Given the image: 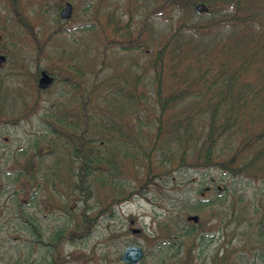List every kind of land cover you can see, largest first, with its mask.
I'll return each instance as SVG.
<instances>
[{
    "label": "trees",
    "instance_id": "1",
    "mask_svg": "<svg viewBox=\"0 0 264 264\" xmlns=\"http://www.w3.org/2000/svg\"><path fill=\"white\" fill-rule=\"evenodd\" d=\"M6 1L39 59L51 35L39 38L20 0ZM62 1L53 0L54 38L72 20L59 19ZM112 2L117 9L105 8L111 36L104 27L95 30V22H84L78 26L90 34L84 56L77 58L69 47L65 57L63 48L54 51L56 63L45 67L60 89L79 90L81 82L85 90L68 102L57 99L52 112L41 115V128L0 155V264H36L37 248L48 253L46 264H65V240L84 239L97 216L143 193L154 177L175 167L167 165L177 156L180 166L264 180V0H154L145 6L133 0L139 8L130 22L119 0ZM200 2L205 12L195 10ZM93 5L85 2L83 10ZM162 9L168 23L155 26L153 15ZM17 51L5 50L1 67L13 63L7 76L23 83L24 92L13 99L14 107L0 103V124H18L36 114L42 101L40 67L30 69ZM207 192L193 206L207 208V222L237 217L235 192L224 186ZM44 206L65 214V221L46 226ZM236 221L231 229L240 238L245 227L264 238V217L246 225ZM169 222L173 233L190 239L183 249L173 246V255L185 254V263L189 254L204 251L199 222L163 221L159 229L167 238ZM248 241L236 250L238 257L245 259ZM253 253L256 261L245 264H264L263 250ZM218 255L214 250L211 264H225L230 251Z\"/></svg>",
    "mask_w": 264,
    "mask_h": 264
},
{
    "label": "rangeland",
    "instance_id": "2",
    "mask_svg": "<svg viewBox=\"0 0 264 264\" xmlns=\"http://www.w3.org/2000/svg\"><path fill=\"white\" fill-rule=\"evenodd\" d=\"M77 1L80 4L76 5ZM88 1L96 3L97 10L93 5L92 9L85 12L83 6ZM107 1L63 0L60 2V8L65 2L72 4L70 16L72 20L65 23L59 32V36L54 38L52 34L56 23L53 21V0H20L26 19L29 17L34 22L32 26L38 37L43 38L46 35H51L43 48L44 53L38 59L34 55V43L29 41L30 38L25 34V30L17 24L8 1L0 0V53H6L5 50L7 52L8 50L19 52L17 49H20L21 54L18 55L25 59L32 70L36 65L45 68L55 64L58 53L54 51L62 52L63 48L65 51L62 54L65 57L68 56L69 47H73L72 50L75 51L76 57L80 59L84 56L85 38L90 34L79 30V25L81 26L84 22H95V30L98 27L101 31V27H104L108 36H111L113 32L110 31V26L106 24L111 21L106 19L108 16L105 13V8L117 9L118 5L112 2L115 0ZM153 1L139 0V3L145 6L149 2L153 4ZM119 4L120 11L123 10L122 6H124L123 19L128 17L130 22L131 12L133 9L139 8L138 4L134 3L133 0H119ZM40 9H45L46 12L41 15L37 14ZM158 12L159 14L153 15V23L155 26H164L168 23L169 14L164 9ZM173 20L174 18L170 22ZM131 24L132 21L128 26L129 30H131ZM71 39H76L78 43H71ZM12 64L8 62L0 67L1 87L3 89L0 93V103H3L1 108L6 109L10 108V105L14 107L15 100L13 99H19L24 92L23 83L18 82L15 76H7ZM79 80L81 79L79 78ZM77 86H79V90H74L71 85L60 89L59 83L55 81L48 89L42 91V101L38 104L36 114L26 116L18 124L12 125V123L4 122L0 124V155L7 146L22 143L34 130L41 128L43 125L41 115L47 113L46 111L52 112L53 109L50 107L57 102V99L62 103L68 102L73 94L76 96V92L84 91L86 88L85 83L81 82L77 83ZM178 159V156L172 159L167 167L172 165L175 167L169 173L154 177L149 185L143 189V193L134 195L131 199L117 204L110 212L97 216L95 226H92L91 232L84 239L76 240L74 243L65 240L61 245L62 254L67 257L65 264H129L121 260L123 249L129 245L140 246L143 250L141 261L137 264H211V255L217 249L219 251L218 256L223 255L225 251H230L225 264H245V262L254 261L256 254L253 252L262 251L264 238L258 236L252 227L248 229L245 226V230L248 232L240 238L236 231H232L231 227L234 222H237L236 219L243 221V225H246L264 217V180H250L246 177L231 176L215 169H194L180 166ZM223 186L226 191L235 192V196L231 199L237 200L236 205L232 204L237 217L234 216L231 219L229 215H226L223 216L224 219L221 218L222 216L219 219H214V223L207 222L209 214L207 208L203 206L200 210L193 209L194 202L199 197L207 199L209 197L207 191ZM227 198L229 199L228 196ZM228 199L227 201H229ZM255 205L259 208L257 212L254 208ZM191 214H197L199 217L198 222L201 226L199 228L205 235L201 246L204 251L199 254H189L187 262L184 263L185 254L173 255L174 249L172 248L173 246H182L180 248L183 249L190 239L179 234V231L173 233V230L176 229H174V224L170 222L168 226L172 231L170 237L167 238L163 235L165 234L163 230L159 229V224L174 217L181 226L187 223L186 218ZM65 217L62 212L52 213L49 206H44L43 223L46 226L63 223ZM134 228L139 229V232H133ZM247 238L249 241L245 246L248 247V250L243 255L245 256L244 259V257H238L235 252ZM46 255L48 256V253L45 249L37 248L34 253L35 263L46 264ZM189 260H191L190 263ZM219 264H224V262L222 263L220 260Z\"/></svg>",
    "mask_w": 264,
    "mask_h": 264
},
{
    "label": "water",
    "instance_id": "3",
    "mask_svg": "<svg viewBox=\"0 0 264 264\" xmlns=\"http://www.w3.org/2000/svg\"><path fill=\"white\" fill-rule=\"evenodd\" d=\"M197 11H204L207 7L203 3H199L195 6ZM72 11V5L68 2L60 10L61 18H68ZM5 59L4 55H0V63ZM52 82V76L45 71L40 72V76L38 78V86L42 89L46 88ZM190 220L196 221V215H189L187 217ZM133 232H138V229H133ZM264 250V244H263ZM143 251L140 246L137 245H129L125 247L121 254V260L129 263L136 264L142 257Z\"/></svg>",
    "mask_w": 264,
    "mask_h": 264
}]
</instances>
